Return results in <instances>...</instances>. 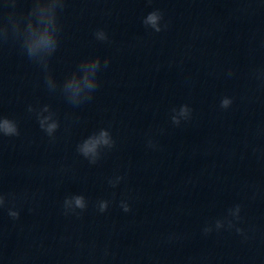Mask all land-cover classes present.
Returning a JSON list of instances; mask_svg holds the SVG:
<instances>
[{
    "label": "clouds",
    "instance_id": "obj_1",
    "mask_svg": "<svg viewBox=\"0 0 264 264\" xmlns=\"http://www.w3.org/2000/svg\"><path fill=\"white\" fill-rule=\"evenodd\" d=\"M161 19H162L161 13L159 11H153V12H150L146 16V18L144 19L143 22L146 26H150L156 32H160L161 31V27H160ZM97 38L101 39V40L107 39V37L103 31L97 33ZM45 43H47V41H45ZM105 63H107V61H105ZM231 103H232V100L228 97H225L221 100V107L222 108H228L231 105ZM179 112H180V115H182L185 119H187L190 115V109L188 108L187 105L181 106L179 109ZM172 120H173V123H175V124L180 123V121L178 119H176L175 116L172 117ZM40 125L49 135H51L53 130L57 127L56 124H52V125H49L45 129L43 120H40ZM0 133H3L6 136H12V135H18L19 134L16 123L14 121L8 119V118H0ZM102 135L106 136L107 134L102 133ZM98 143H99V141H89L88 143H86L84 145V147L82 149L83 153L85 155H88L89 153H95ZM103 143L109 144V141L107 139H105V140H103ZM73 199L75 202V208L84 209L86 207V202H85V199L83 196H75ZM3 204H4V198L2 196H0V206H2ZM68 204H69V199H66L65 200V206L67 208H68ZM99 207H100L101 211H105L108 207V202L107 201H101L99 204ZM122 207H123L124 211H126V212L130 210L126 203H122ZM239 211H240L239 206H237L235 208V212L237 214V217L239 215ZM9 215L12 217H18V212L10 210ZM238 231H239V229H238Z\"/></svg>",
    "mask_w": 264,
    "mask_h": 264
}]
</instances>
